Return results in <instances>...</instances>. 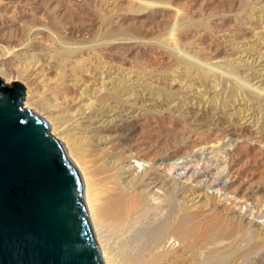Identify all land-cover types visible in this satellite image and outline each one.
I'll use <instances>...</instances> for the list:
<instances>
[{"label":"rangeland","instance_id":"374dc122","mask_svg":"<svg viewBox=\"0 0 264 264\" xmlns=\"http://www.w3.org/2000/svg\"><path fill=\"white\" fill-rule=\"evenodd\" d=\"M0 48L14 49L3 82L24 87L23 106L82 182L87 158L71 147L90 148L86 134L72 141L53 128L100 94V116L119 125L136 173L175 164L167 185L207 235L218 219L235 225L209 250L227 264H264V0H0ZM123 78L129 94L107 89ZM221 171V183L204 186Z\"/></svg>","mask_w":264,"mask_h":264},{"label":"bare ground","instance_id":"6f19581e","mask_svg":"<svg viewBox=\"0 0 264 264\" xmlns=\"http://www.w3.org/2000/svg\"><path fill=\"white\" fill-rule=\"evenodd\" d=\"M1 48L0 79L8 83L12 71L5 65L14 49ZM28 74L30 77L32 72ZM32 83L28 84L29 95L33 92ZM130 85L128 79H115L107 89L124 96L133 89ZM91 98L95 102L85 103ZM91 98L69 107L68 116L63 115V120L55 123L53 130L72 141L75 140L72 133L84 132L91 146L86 149L75 142L71 147L75 152L80 148L87 158L82 163L83 168L81 163L75 162L82 168L83 182L74 163L65 155L80 179L82 202L102 264H227L215 256V249L209 250L208 244L210 239L218 244L232 237L235 225L216 218V229L212 226L213 234L207 235L209 225L194 221L187 197L177 202L175 191L167 185L166 181H173L178 175L175 164L166 163L163 169L161 165L156 169L151 167L149 169L154 171L150 173L148 168H142L136 173V168L130 164L132 157L126 155L129 149L120 141L119 125H115L112 117L102 120L100 116L102 96L95 94ZM210 166L214 164L211 162L203 168L194 165L187 180L202 176V171L205 173ZM222 173L212 175L209 180L206 178L204 186L221 183Z\"/></svg>","mask_w":264,"mask_h":264},{"label":"water","instance_id":"95a60500","mask_svg":"<svg viewBox=\"0 0 264 264\" xmlns=\"http://www.w3.org/2000/svg\"><path fill=\"white\" fill-rule=\"evenodd\" d=\"M23 100L0 79V264H102L80 179Z\"/></svg>","mask_w":264,"mask_h":264}]
</instances>
